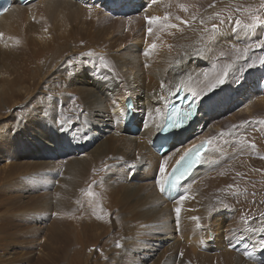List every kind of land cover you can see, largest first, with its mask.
I'll return each mask as SVG.
<instances>
[{"label": "bare ground", "instance_id": "6f19581e", "mask_svg": "<svg viewBox=\"0 0 264 264\" xmlns=\"http://www.w3.org/2000/svg\"><path fill=\"white\" fill-rule=\"evenodd\" d=\"M193 1L33 0L21 5L13 0L0 14V111H8L12 99L22 101L21 144L31 153L23 152L20 165L7 163L0 168V264H27L30 256L20 247L24 242L36 246L41 234L38 217L51 206L48 198L33 193L32 186L50 180L57 182L63 199L56 196L53 209L59 214L68 211L71 218V249L66 254L63 245H55L50 240L54 236L49 238L54 231L49 236L48 228L36 247V264H129L138 250L151 246L147 238L177 244L181 235L190 251L203 258L207 252L197 248L208 245L209 233L221 250L213 255L220 257L218 264H255L247 263L243 255L247 248L262 250L264 231L250 229L264 228V152L241 150L238 145L232 149L230 142L219 144L217 139L223 130L230 139L231 130L241 141L245 137L264 150L263 134L244 136L241 129L234 130L258 121L247 111L264 113V96L246 105L242 98L233 101L245 85L264 88L259 84L264 77V47H251L247 55L241 53L230 61L239 47L263 40L261 27L253 31L224 23L211 42L204 43L197 37L200 33L186 32L196 22ZM221 1L200 0L204 8ZM136 6L139 12L134 11ZM258 6L252 4L247 11ZM146 17L160 19L149 24ZM158 27L170 32L149 36L148 29L153 34ZM152 44L156 47L150 48ZM224 64L231 67L219 69ZM226 70L224 83L211 87L209 82L216 83ZM181 87L199 103L195 120L186 128L188 133L174 134L169 149L158 155L152 151L158 128L167 104ZM126 97L134 103L130 124L137 125L135 131L123 120ZM237 103H243L244 112L226 116L225 107L234 110ZM202 139H208V145L201 164L180 185L177 197L163 198L156 181L162 184L174 161ZM83 145L90 150L64 161L61 156L53 159L57 152ZM159 162L165 172L151 182L150 173ZM134 169L143 175L138 180L130 178ZM144 188L153 190L148 203ZM91 196L93 212L85 220L80 212L83 205L79 210L78 204L85 197L88 204ZM181 196L186 199L181 201ZM220 225L227 229L218 242L214 239ZM101 240L103 245L98 244ZM237 242L239 249L232 245ZM97 245L102 248L96 253ZM175 254L160 264H200Z\"/></svg>", "mask_w": 264, "mask_h": 264}, {"label": "rangeland", "instance_id": "374dc122", "mask_svg": "<svg viewBox=\"0 0 264 264\" xmlns=\"http://www.w3.org/2000/svg\"><path fill=\"white\" fill-rule=\"evenodd\" d=\"M259 3L261 4L260 5L261 8H259V6H258ZM252 4H256L258 6V8H257L258 10L254 9V11H252V12L251 11H247L248 7H250ZM192 5L194 6V10L196 11V17L194 18V22L196 21L198 23H196V22L195 23H192L193 24L192 29L189 30L190 29V27H189V29L186 32L187 33H191V34L192 33L194 34V32L200 33V35L197 34L198 39L204 41V43H207V44L211 42V40L209 39L210 36H212V37L215 36V33H213L214 30H213V27H212L214 24L217 25V27L219 29H223L224 24H221L220 23L221 20H223L224 23H229L230 26H234V25H236L235 24V21L237 19H239L241 21V26L243 27L244 24H248V23H251L252 22L251 19H249V17L251 18L252 15H258V16H260L261 19H264V0H222L221 3L215 4V5L213 4V5L208 6L206 8H204L202 6L200 0H194L193 3H192ZM199 5L202 6V7H199ZM136 7L134 8V11L139 12L140 7H139V9H136ZM111 12H114V11H111ZM125 13H126V10H125ZM120 14H124V12H120ZM159 29H160V27H158L156 31H158ZM256 30H257V28H256ZM258 30H260V29H258ZM164 31H158L156 33L153 32V34L151 32V34L149 33V36H161V35H164V34H167L168 32H170V31H167V30H166L167 32L166 31L164 32ZM261 33H262V37H263V40H264V26L261 27ZM254 44L256 45L257 42H253L252 43V48H255V45ZM244 48L245 47H239L235 52H232L233 53L232 54L233 57L231 56L232 58L230 59V61L231 62H232V60L235 61L237 59V56L238 55L240 56L241 53L244 54V52H243ZM262 65L264 66V64H262ZM228 66H229L228 64H224V65L220 66L219 69H225V67H228ZM260 83H263L262 86L264 87V77H263V79L259 80V84ZM248 91H249V93H248ZM238 93L239 94L235 95L234 98H233L234 103L236 101H238L240 98H242L243 101L245 102V105H246V103L248 104L249 102H250L249 104H252V103L258 102V100H260V98L262 97V95L264 96V88L263 89H257V88L256 89H251L249 87V85H245L244 92L240 90ZM5 97H8V96H5ZM12 100H13L12 104H11V102L9 103L10 106H9L8 111L6 109H5V113H2L0 111L1 112L0 113V168H2L5 164L7 165V163H14V164L16 163L17 165L22 164V162H23L22 160L24 159L23 152L26 153L27 155L31 156V153H27V151L25 149H23V146L21 144V133H20V130H21V121L20 120H22V119H19V118L23 115V111L21 110L22 101H18L17 100L15 102L14 99H12ZM226 105H229V107H230V99L227 101V104ZM241 105H243V103H241ZM241 105H238V103H237L236 106H235V108H233L234 110H230V109L227 110V108L225 107L226 112H227V113L225 112L226 113V116L233 115V114H235V112L236 113L237 112H244L240 108ZM159 106H160L159 103L156 102L155 103L156 111H157V108ZM242 107H246V109H247V106H242ZM218 111H220V109H218ZM9 112H11V113H9ZM18 114H19L20 117L18 116ZM247 115L250 118H252V117L255 118V119L258 118L257 119L258 120L257 121L258 123L257 122H255V123L254 122L253 123L252 122H249L250 126H249V124H247L245 127H241V126L239 127V126H237L234 130L241 129L240 131H242V135H244V136L246 134H248V133H249V135H251V134L253 135V132L254 133L258 132V134H263V137H264V120H263L264 113L263 112H259V111H255L254 112V110H251V108H248ZM226 116H224V118ZM155 117H157V114H156ZM259 118H261V119H259ZM260 120H262V121H260ZM9 121L11 123H9ZM140 121H143V120H140ZM17 123L20 125V127H19V125ZM7 125H8V127H6ZM252 127L254 129L256 128V130H254ZM10 130L12 131V133H11ZM225 131H226V133H225ZM227 132H228L227 130H223L222 131V134L217 139V143L224 144L225 145L227 142H230V148H232V149L234 148L235 145H238L237 148H239L241 150L243 148L247 149L248 151H251V149L252 150L259 149L262 152H264V150H262L261 148H259L258 145L254 144L251 140H247V138L245 139V137H243L245 141L243 139L241 141L240 138H238V136H237L239 134L236 135L231 130H230V132H231L230 133V139H232V140L228 139ZM231 134H233L232 137H231ZM243 143L246 144V145L243 146L244 145ZM10 145H12V146H10ZM252 145H255V146L253 147ZM83 146L80 147V148L66 149V153H63V151L57 152V155H59V156L53 157V159L54 160H57V159L59 160V158L61 156L62 158L60 160L61 161H64L65 158H69V157L75 156L77 153L81 154V153H83L85 151L88 152L90 150V147H88V145H86L84 147ZM16 147H19V148H16ZM12 151H14V152H12ZM9 155H10V157H9ZM32 157H34V156H32ZM122 164H127V163H122ZM160 167H161V163L160 162L158 164L156 163V167H155L154 172L152 171L154 168L151 169V171H152V172L150 171L151 173L149 172L151 175L153 173V177L151 176L152 179H150L151 182H154V180L159 175ZM129 172L131 173L130 174L131 180H138L141 176H143V175H137L138 173H137L136 169H134L132 171H129ZM144 182H146V181H144ZM40 183L41 184L43 183V184L41 185ZM32 187L35 190V192H33V193L36 194V195H39L40 197H43V199L45 197V200H47V198H48L47 201H48L49 204H51L52 207L50 206V208H49L50 211L48 210L42 217L41 216L38 217L37 225L39 227H41L40 228L41 229V234L38 235V239H36V241H35V242H37L36 246H30V245H28V244H26L24 242V243H22L23 247L22 246L20 247L24 251L23 253H25L24 255L26 257L27 256H30L29 257L30 260L28 259L27 264L29 262H30L29 264H36V261H35L36 260V257H35L36 255L35 254H36L37 251H35V250H37L36 247L40 244V241L42 239H44L45 233L47 232V229L48 228L49 229L51 228L50 230H48L49 232L50 231L51 232L54 231V232H52V233H54L53 235H52L51 232L49 234V236L52 235L49 238H52L54 236L50 240H52L55 245L56 244L57 245H61V246L63 245V247L66 249V254H67V251L71 249V241H69V240H71L70 235H72V233H69V232H71V226H70V222H69L71 220V218L69 217V213H67L68 211H65L63 213L60 212V214H59L58 211H56L55 209H53L54 207H53V204L52 203L54 201H56L57 197H58L57 200L61 199L63 201V199L61 198V195H59V193H57V190H58L57 189V182L55 180H53V181L50 180L48 182L47 181H43V182L35 181L33 183V186ZM152 188L154 189L155 188V185H153ZM152 188H148V189L147 188H144L145 189L144 190L145 191V194H147V196H148L147 203L153 200V198L150 197V195L152 194V191H153V190H151ZM84 199L87 200L86 197ZM93 199H94V197L91 196L90 199H89V203H88L89 205L87 203H84L85 200L84 201L82 200L81 203H80V205L78 204L79 210L81 209V206L83 205V209L84 210L81 209L83 211H80V212L81 213L82 212L85 213V214L82 213L83 219H85V220L88 219V218H90L91 217V214L93 212V210H91L93 208V205H91V203H90L91 201H93ZM49 201H52V202H49ZM87 206H88V208H87ZM249 215H251V212H249ZM53 216H55V218ZM136 224H137V222H136ZM138 224L135 225V227L136 226L138 227ZM172 224H174V227L177 225V224H175V222L172 223ZM222 225H220V227ZM68 227H69L70 230L68 229ZM176 227H178V226H176ZM57 228H58V230H57ZM221 228L222 229H219L218 232H217V236H216L217 239L215 238L214 239L215 241H218L219 242V239H222L223 237H225V232H226L227 226L225 225V226H223ZM66 231H68V234H67ZM151 231H152V229H151ZM49 232H47V233H49ZM58 232H59V234H58ZM60 235L61 236L63 235V236L61 237ZM257 235H258V237H261V236H263V232L257 233ZM55 236H56V238H55ZM210 236H211V234L209 233L208 234V245L207 246H204L205 248L204 247L197 248V251L198 252L199 251L200 252H207L206 253L207 256L206 257H203V258L201 256H199L198 254H194V253H192L190 251V248H188L187 243L184 242V239L182 238L183 236L181 235V237L178 239L179 240V243H177V244L176 243H172V242L170 243L169 241H164V240H156V238H152V237L151 238H147V241L146 242L149 243V244H151V246L148 245V246H145L144 248H142L140 251L138 250L137 253H136V255L137 254L138 255L137 256L134 255V257L130 258V261H128V262H130L129 264H160V262H161L162 259L166 258L167 256L170 257L171 253H172V255H173V253L174 254L176 253L175 254L176 257H179V256L180 257L182 256V258H187L188 257L189 259H191V261H199L200 264H218L217 262L219 261L220 257H218L219 258L218 259L217 257H215L213 255H215V254H218L219 255V253H220L221 250H219L218 247H216L217 246L216 245V242H215V244L212 243V240L213 239ZM41 237H43V238H41ZM54 239L56 240L57 243L55 242ZM64 240H68V241L65 242ZM60 241H62V242H60ZM63 241L65 242L64 244H63ZM102 242H103V240L99 241L98 244L99 245H101V244L103 245ZM99 245H97V249L96 248L94 249L96 253L99 252L100 249L102 248ZM110 245H113V242H111ZM232 245L236 249H239V247H240V246H238L239 245L238 242L236 244H232ZM234 247H232V249H235ZM74 248H75V246H74ZM172 248H174V249H172ZM246 251L247 252H250V253H253V255H255V260H252V259L248 258L245 255V253H244L243 256H244L245 259H247L246 260L247 263H248V261L251 260V261H255V264H264V249L257 250L256 251V249H251L250 250V248H247ZM29 253H32V254L29 255ZM135 256L137 258H135ZM134 258H135V260H134ZM251 261L249 263H251Z\"/></svg>", "mask_w": 264, "mask_h": 264}, {"label": "snow or ice", "instance_id": "6c2138e0", "mask_svg": "<svg viewBox=\"0 0 264 264\" xmlns=\"http://www.w3.org/2000/svg\"><path fill=\"white\" fill-rule=\"evenodd\" d=\"M152 2L155 3L156 0H152ZM178 6H179L182 10L187 11V8H186L183 4L178 5ZM4 11L7 12L8 9H4ZM194 18H195V17H193V19H194ZM145 19L147 20V22H148L149 24H152L153 22L159 20L160 18H159V17H150V18H149V17H146ZM164 19L167 20L168 17L165 16ZM176 19L179 20L180 17H176ZM251 21H252L251 23L244 24V25H243V28L248 29V30H253V31H254L256 28L264 26V19H261L260 16H258V15H252V17H251ZM184 23H186V22H184ZM220 23H221V24H224V21L221 20ZM235 24H236L237 27H240V26H241V21H240L239 19H237V20L235 21ZM167 26H168V27H176V25H167ZM212 27H213L214 33H218V32L220 31L219 28L217 27V25L214 24ZM151 31H152V29L149 28V29H148V32L151 33ZM232 31L235 32V31H236V28H233ZM213 38H214V37L210 36L209 39L212 40ZM155 47H156L155 44L150 45V48H155ZM251 47H252V45H248V46H246V47L244 48V50H243L244 55H247V53H248V51L250 50ZM255 47H264V40H260V41L255 45ZM238 51H239V50H238ZM87 55H92V53L89 52V53H87ZM144 55H145V56L149 55V52H148V51H145V52H144ZM101 59H103V58H101ZM262 63H264V61H262ZM230 67H231V65H229V68H230ZM227 75H228V72H227V70H226V71L224 72L223 76H220V77L217 79L216 83L209 82V83H210V86L214 88V87H216L218 84H223L225 78L227 77ZM161 87L163 88L164 85L162 84ZM185 115H190V113L185 114ZM172 117H174L175 119H171V118H170L169 123H170L172 126H177V127H178V126H179V122H180V120L182 119V114L180 113V111H179L175 106H173V109H172ZM145 127H147V125H145ZM252 146L254 147L255 145H252ZM193 152L196 153V157H195V159H194V160L189 159V162H188L187 165L183 168V170L180 171V173H179L178 176H177V175L175 174V172H174V173H173V178H171L169 181H166L165 184H161V181H160V180H157V181H156V184H157V186L159 187V189H160V191H161L162 193L165 191V187H168L170 190H175V189L178 187V185H179L181 179L185 178L186 175H188V174L191 173V169H192L193 165H194V164H199V163L202 162L201 157H200V154H199V150H198L195 146L193 147V149H189V150L185 153L184 157H181V160H184L185 158H190V157L192 156V153H193ZM178 163H180V162L178 161ZM129 167H130V168H134L135 165H134V164H131V165H129ZM160 172H161V173H164V172H165V168H164V165H163V164H162L161 167H160ZM238 175H239V173H238ZM90 187H91V186H90ZM230 187H231V186H230ZM90 194H91V193H90ZM184 199H186V196H181V197H180V200H181V201L184 200ZM225 207H227V205H225ZM175 212H176V214H177V220H179V214H180V212H181V208H180V207H177V208L175 209ZM97 218L99 219L100 217L98 216ZM193 219H197V218L194 217ZM250 231H253V232H256V231H264V228H261V229H250ZM116 246H117L118 248L120 247L119 244H117ZM259 247H260L261 249H264V240H262V241L260 242ZM245 255H246L247 257H249L250 259L255 260V256L253 255V253H250V252H247V251H246V252H245Z\"/></svg>", "mask_w": 264, "mask_h": 264}]
</instances>
